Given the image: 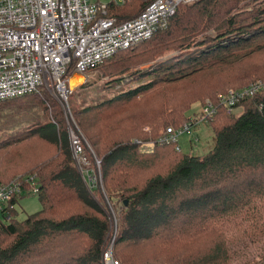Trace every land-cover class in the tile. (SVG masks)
I'll return each mask as SVG.
<instances>
[{"label": "trees", "instance_id": "trees-1", "mask_svg": "<svg viewBox=\"0 0 264 264\" xmlns=\"http://www.w3.org/2000/svg\"><path fill=\"white\" fill-rule=\"evenodd\" d=\"M254 1L181 4L166 27L91 69L114 87L152 77L86 108L70 101L97 175L100 160L104 190L76 164L59 103L45 89L0 102V126L30 116L1 126L0 183L34 176L42 203L19 219V199L33 194L27 191L14 198L9 220L0 215V264H103L114 215L122 263L232 264L221 226L264 199V91L243 100L240 115L217 98L264 78V0ZM148 2L111 4L108 15L131 19ZM171 52L177 53L138 69ZM207 99L216 104L207 122L213 148L193 155L157 143ZM149 142L153 149H143Z\"/></svg>", "mask_w": 264, "mask_h": 264}, {"label": "built area", "instance_id": "built-area-1", "mask_svg": "<svg viewBox=\"0 0 264 264\" xmlns=\"http://www.w3.org/2000/svg\"><path fill=\"white\" fill-rule=\"evenodd\" d=\"M127 1L0 0V102L42 89L68 101L73 92L69 84L74 73L86 75L119 50L149 39L158 28L169 24L181 4L198 0H149L136 17L124 21L108 15L109 5ZM263 91L264 79H257L219 94L217 104L236 112L243 100ZM215 113L216 104L207 99L201 111L179 127L169 126L157 143H175L176 149L182 150L179 136L207 124ZM241 113L242 110L237 114ZM69 137L79 169L86 178L92 172L98 179L77 124L70 127ZM154 145L155 142L144 143L143 149L151 150ZM97 166L100 171L99 160ZM34 181V176L24 181L19 176L0 183V215L9 220L15 197L27 191L37 194L39 188ZM25 182L31 183L29 190ZM103 260L105 264H121L109 249L104 251Z\"/></svg>", "mask_w": 264, "mask_h": 264}, {"label": "rangeland", "instance_id": "rangeland-1", "mask_svg": "<svg viewBox=\"0 0 264 264\" xmlns=\"http://www.w3.org/2000/svg\"><path fill=\"white\" fill-rule=\"evenodd\" d=\"M89 1L92 2L95 0H89ZM254 4L255 1L250 0L247 6L252 7L254 6ZM176 53L177 52L168 53L167 55L162 56L155 61L139 66L138 69H141L143 71L147 70L151 65L156 64L158 61H164L172 58L173 56H175ZM151 78H152L151 76H146L141 81L132 80L130 82H127L126 84H122L120 86L114 87L113 85L107 86L106 81H108L109 78L108 77L104 78L103 74H101L100 71L91 70L89 72L87 71L86 75H83V77L78 78L75 76L73 78L72 88H74L79 84L85 86L81 89L76 90V92L74 93L72 92L68 98V101H62L60 97L56 95L54 92H51L49 90H44V91H47V93H49L59 103L68 132L73 124H77L80 127V131L84 136V143L88 144L89 146L90 145L89 141L85 137L82 128L80 126L79 120L71 108V102L73 106L79 109L86 108L95 103L100 102L103 99L113 97L117 95L118 92L125 91L141 83L147 82ZM258 79H264V78H258ZM201 109H202V105L199 102L195 103L192 106L191 110L188 112V116L192 117L195 113L201 111ZM241 110L243 111L242 107L238 109L235 113L237 114L241 112ZM29 119L30 116L28 114H25L24 116L21 115L17 117L16 120L14 119L15 121L13 119H10L8 121V124L1 126L5 127L7 125H11V124L13 125L17 121L18 122L19 121L21 122L23 120L28 121ZM1 126H0V135H2V129H3ZM146 129L148 130L149 127L146 126L144 130ZM195 139H197V141H195ZM215 141L216 140H215V134L213 128L212 126L206 123H202L198 126H195L191 129L190 132H185L179 136V143L182 148V153H186V154L191 153L193 155L206 154L211 148H213V146L215 145ZM14 161L15 160H13L12 162ZM90 173L91 174L87 176V180L88 182L91 183V186L96 185L101 187L102 190H104V186L102 184L101 170L98 179L96 180L94 178V174L92 172ZM15 177H19V174L16 175ZM24 195L25 196L19 199V203L17 205L19 219L25 218L28 214L37 212L42 209V203L38 195L36 194H30V195L24 194ZM224 224L225 226H221V227L227 233L228 236L229 249L231 254V263L232 264H264V199L257 200L249 211L237 215L236 217L232 218L231 221L225 222ZM118 225H119L118 218L116 217V215H114L110 219V231L105 246L106 249L111 250L115 259H117L115 256V252H116L115 245H116V238L118 235ZM118 261L121 264H130L129 262L122 263L120 260ZM103 264H105L104 260H103Z\"/></svg>", "mask_w": 264, "mask_h": 264}, {"label": "water", "instance_id": "water-1", "mask_svg": "<svg viewBox=\"0 0 264 264\" xmlns=\"http://www.w3.org/2000/svg\"><path fill=\"white\" fill-rule=\"evenodd\" d=\"M77 75V73H74L72 76H71V78H70V88L72 89V91H75V90H77L82 84H79V85H77V86H75L74 88H72L73 87V78L75 77Z\"/></svg>", "mask_w": 264, "mask_h": 264}, {"label": "bare ground", "instance_id": "bare-ground-1", "mask_svg": "<svg viewBox=\"0 0 264 264\" xmlns=\"http://www.w3.org/2000/svg\"><path fill=\"white\" fill-rule=\"evenodd\" d=\"M76 77L80 78L83 77V75L81 73H77Z\"/></svg>", "mask_w": 264, "mask_h": 264}]
</instances>
